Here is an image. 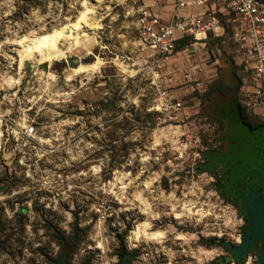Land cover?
Returning a JSON list of instances; mask_svg holds the SVG:
<instances>
[{
  "label": "rangeland",
  "instance_id": "1",
  "mask_svg": "<svg viewBox=\"0 0 264 264\" xmlns=\"http://www.w3.org/2000/svg\"><path fill=\"white\" fill-rule=\"evenodd\" d=\"M120 2L0 0V264H121L120 253L129 264H260L259 249L240 262L226 248H239L247 228L206 166L223 125L203 112L183 132L161 122L156 71L143 61L152 53ZM54 31H70L72 42L49 63L32 47ZM76 33L92 41L88 48L74 47ZM233 45L231 33L211 43L236 78L203 80L195 93L202 106L218 88L242 106L251 101L242 89L254 71L235 64ZM227 112L224 139L248 165L264 164V127L251 130ZM182 134L193 139L185 162L175 151Z\"/></svg>",
  "mask_w": 264,
  "mask_h": 264
},
{
  "label": "built area",
  "instance_id": "2",
  "mask_svg": "<svg viewBox=\"0 0 264 264\" xmlns=\"http://www.w3.org/2000/svg\"><path fill=\"white\" fill-rule=\"evenodd\" d=\"M120 1L117 7H122L126 18L134 20L140 45L157 59L153 110L163 118L162 123L186 126L199 111L194 105L173 96L171 79L162 75V70L176 54L178 42L190 38L192 44L198 45L206 42L210 35L219 37V31H223V37L232 34L243 62L254 71L250 80L254 87V104L264 107V0H177L169 20L157 14L160 7L157 0L151 4L145 0ZM212 3L218 8L213 10ZM189 6L201 8L204 12L200 15L183 14ZM181 73L184 80L191 83L197 70L190 66L189 72L183 70ZM34 132V126L27 130L29 136ZM181 137L175 150L176 160L185 162L193 139L186 134Z\"/></svg>",
  "mask_w": 264,
  "mask_h": 264
},
{
  "label": "crops",
  "instance_id": "3",
  "mask_svg": "<svg viewBox=\"0 0 264 264\" xmlns=\"http://www.w3.org/2000/svg\"><path fill=\"white\" fill-rule=\"evenodd\" d=\"M160 4V7L157 10V14L161 16L164 20H169L170 17L173 15V11L175 8V3L177 0H157ZM147 4H151L153 0H145ZM210 7L214 10L217 9V5L212 3ZM204 12L201 8H193L189 6L186 8L183 12V14H189V15H200ZM218 36L210 35L208 40L204 43H200L198 45H194L191 43V45H187L185 47H180V43L177 44V51L176 54L171 58L169 64L165 67V69L162 70V75L166 79H171V93L176 98L183 99L188 105L191 103L193 104L199 111L198 114L202 113L206 117H216L220 119L223 123V131L220 134L219 138H221V141L219 142V145H225V152L224 154L231 156L235 158L239 154L235 150V144L232 146L227 140L224 139V137L227 134V131L229 129L230 123V115L227 112V109L231 110V112H236L238 122L241 125V121L239 118L238 108L237 104L238 102L235 100V95L232 93H228L227 96H223L219 93H215V95L210 99V101L201 104V100L197 98L195 95L196 91H200V87L202 86L203 80L204 81H212L216 78H222L226 83L231 84L230 79L236 78L232 66H227L229 69V73L227 75L224 74V71L222 70V60L220 57H217L215 55V50L212 49L211 43L216 44L218 42H221L224 40L225 37L222 36L223 31L218 32ZM222 36V37H220ZM181 42V41H180ZM232 55L233 60L235 61L236 65H240L243 62V58L241 54L239 53V50L237 46L233 45ZM145 63H147L149 66L147 69L149 71H153L155 69V63L157 59L151 54L147 56V58H144L143 60ZM233 62V61H232ZM245 64V63H244ZM194 67V69L197 70L196 76L193 79V82L189 83V81H185L183 78V75L181 71H188L189 67ZM227 70V69H226ZM199 82V83H198ZM208 83V81H207ZM206 83V84H207ZM205 84V83H204ZM244 88L242 91L249 93L251 101H247L244 103L245 107L247 109H252L256 116H264V107L255 105V99H254V87L252 86V83L249 80H244ZM237 98V93H236ZM225 108V110H224ZM162 124V123H161ZM166 124V123H165ZM189 126V122L186 126L182 127H175L179 129L181 132L184 131ZM235 156V157H234ZM212 153H210L206 166L214 169H218V167H222V170L225 172L226 165L230 168V165L228 164V160L225 158L224 160L218 161V162H212ZM234 162L237 163V160H234ZM232 164V163H231ZM235 164L231 165V170L229 171V177L225 173V177L222 179V187H225V185L230 184L232 187L236 183H234V169ZM233 173V174H232ZM232 175V176H231ZM229 181V182H227ZM226 189V187H225ZM234 189V188H233ZM229 190V193L234 196L232 193V189H226ZM228 193V192H227Z\"/></svg>",
  "mask_w": 264,
  "mask_h": 264
},
{
  "label": "flooded vegetation",
  "instance_id": "4",
  "mask_svg": "<svg viewBox=\"0 0 264 264\" xmlns=\"http://www.w3.org/2000/svg\"><path fill=\"white\" fill-rule=\"evenodd\" d=\"M217 148H214L212 150L213 163L224 160L225 157L227 156L226 159L229 161L228 164L230 165V168L231 165L233 164L236 165L234 169L235 170L234 174H236L234 178L235 179L234 183L236 184L234 185V187H232L230 182L227 181L229 182L230 187L229 185L227 186L225 185V187L226 189L233 190L232 193L234 194V196L229 193V190H227L228 196L230 198L236 199L237 200L236 202L240 207V209L244 210L245 219H246V228H247V232L244 235H242V237H244L249 235V233L252 231V228L249 226L251 221L250 218H252V220L254 219L257 220L256 210L261 211L264 215V164L255 167L252 165H248L242 159V157H240L241 156L240 154L236 157L234 156L235 158L224 154L225 152L223 151H225L224 150L225 145H221L220 149ZM234 160H237V163L234 162ZM230 168L226 165L225 172L222 170L221 166L218 167V169H214V170L218 171L217 173L220 179L222 180L223 177H225V174L228 175L229 177L230 174L229 171L231 170ZM246 189L248 191H246ZM246 196H248L249 199H247ZM263 248H264V241H258L253 248L247 251V253L251 250L259 249L262 257ZM261 257L259 259L260 261H261Z\"/></svg>",
  "mask_w": 264,
  "mask_h": 264
},
{
  "label": "bare ground",
  "instance_id": "5",
  "mask_svg": "<svg viewBox=\"0 0 264 264\" xmlns=\"http://www.w3.org/2000/svg\"><path fill=\"white\" fill-rule=\"evenodd\" d=\"M92 13H93V10H90V9H87L83 13V17L85 18L87 25H88L87 19H89L88 16ZM92 28H94L96 30L97 28H99V26L92 25ZM71 38H72V34L70 31H63V32L54 31L52 34H50L48 36V38L46 40L40 41V42H35L33 47H32V51L38 52L40 56L44 57L50 63L53 60H57L61 57H64L65 54L60 49V45L63 41H66V40H71V42H72ZM74 40L76 41V43H74V47H77V48H82V47L88 48L90 46V44L92 43V41L90 39H87V38L81 39V36L77 33H76V36L74 37ZM61 59H63V58H61ZM135 235H136L135 236L136 239L141 237L142 234L140 235V229L139 228L136 230ZM158 238H161V237H159L156 234L153 235V239H158Z\"/></svg>",
  "mask_w": 264,
  "mask_h": 264
},
{
  "label": "water",
  "instance_id": "6",
  "mask_svg": "<svg viewBox=\"0 0 264 264\" xmlns=\"http://www.w3.org/2000/svg\"><path fill=\"white\" fill-rule=\"evenodd\" d=\"M96 57L91 56L88 61L90 63L95 62ZM78 60H72L71 65L73 66H79ZM246 191H248L246 189ZM247 199H249L248 196H246ZM257 220H252L250 218V227L252 228V231L249 233V235L242 237L241 244L239 248L232 247L230 245H226L227 250L231 251L234 255L235 260L242 261L244 255L247 253L248 250L253 248L258 241H264V215L261 211L256 210ZM130 255H125L122 259L121 264H129ZM62 264H68L64 258H62ZM260 264H264V248L262 251V257Z\"/></svg>",
  "mask_w": 264,
  "mask_h": 264
},
{
  "label": "trees",
  "instance_id": "7",
  "mask_svg": "<svg viewBox=\"0 0 264 264\" xmlns=\"http://www.w3.org/2000/svg\"><path fill=\"white\" fill-rule=\"evenodd\" d=\"M179 43H180V47H185L187 45H191L192 40L190 38H185L184 40H182ZM235 71H236V69H235ZM234 74L236 75V72H234ZM228 92H229V88L228 89L227 88L226 89H223V88L222 89H219V88L218 89H211L209 91V94H207L208 100L206 102L210 101L211 96L215 93H221V95L226 96V95H228ZM206 102H204V103H206ZM237 108H238L239 118H240V121L242 124L246 125L251 130H256V129H259L261 127H264V122H257V123L252 122L251 118H250L251 116H249L247 114L246 107L242 106V104H240L239 102L237 104ZM212 118H214V120H216V121H219L223 125V123L220 119H218L216 117H212ZM124 256L125 255L120 253L119 257H120L121 262H122V259ZM227 263L228 262L225 261L223 264H227ZM60 264H62V259L60 260ZM213 264H215V263H213ZM219 264H222V263H219Z\"/></svg>",
  "mask_w": 264,
  "mask_h": 264
}]
</instances>
